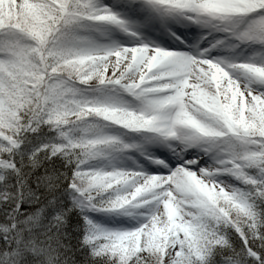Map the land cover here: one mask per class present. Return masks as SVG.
I'll return each mask as SVG.
<instances>
[{
	"label": "snow or ice",
	"instance_id": "6c2138e0",
	"mask_svg": "<svg viewBox=\"0 0 264 264\" xmlns=\"http://www.w3.org/2000/svg\"><path fill=\"white\" fill-rule=\"evenodd\" d=\"M0 264H264V0H0Z\"/></svg>",
	"mask_w": 264,
	"mask_h": 264
}]
</instances>
